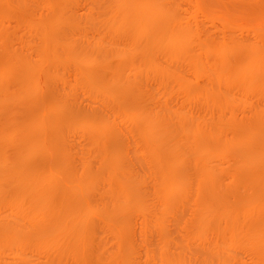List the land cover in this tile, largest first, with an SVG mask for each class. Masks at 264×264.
Instances as JSON below:
<instances>
[{
  "label": "rangeland",
  "instance_id": "obj_1",
  "mask_svg": "<svg viewBox=\"0 0 264 264\" xmlns=\"http://www.w3.org/2000/svg\"><path fill=\"white\" fill-rule=\"evenodd\" d=\"M158 3L191 30L195 38H187L185 57L193 61L168 60L159 38L151 39L156 50H148L147 38L129 26L132 16L114 14V0H0V72L9 55L0 86L10 94L7 100L0 94V116L10 127L34 124L37 113L51 140L9 145L8 181L0 190L14 192L17 176L40 194L49 190L47 218L53 221L62 219L57 191L76 181L93 230L45 250L32 247L31 233L25 242L19 234L11 248H0V264H264V243L248 240L254 221L264 224V92L228 77L249 58L264 60V0ZM133 7L144 10L146 1ZM121 18L127 32L110 28ZM74 52L95 60V68L77 72L67 58ZM104 59L111 69L124 68L121 105L108 97L111 72L100 64ZM259 70L264 75V65ZM218 73L226 77L216 80ZM24 81L34 88L25 92ZM204 92H216L214 101ZM147 124L156 125L160 143L148 146ZM196 127L198 142L184 140L183 130ZM203 142L210 150L208 178H200L196 165V146ZM29 152V159H20ZM174 165L180 174L166 177ZM165 180L178 183L166 200ZM114 181L127 187V201L108 191ZM34 215L30 208L1 209L0 227L31 232L44 224L27 223Z\"/></svg>",
  "mask_w": 264,
  "mask_h": 264
},
{
  "label": "bare ground",
  "instance_id": "obj_2",
  "mask_svg": "<svg viewBox=\"0 0 264 264\" xmlns=\"http://www.w3.org/2000/svg\"><path fill=\"white\" fill-rule=\"evenodd\" d=\"M146 1V8L144 10L135 11L133 4H136L138 0H114V14L118 15H130L132 16L130 27L133 28L134 33L136 31V34L140 37L143 36L147 38V47L149 46L148 50H156V43L152 41V38H159L161 39L167 46L168 50L164 53L166 54L168 60L176 61L181 58H185L187 60H192L188 56L185 57L187 51H189L188 48V42H191V38H195L194 35L192 36V33H189L191 30L188 29V31L184 30L187 24L179 23L175 16L171 13L170 9L163 8L159 3L158 0H145ZM122 19V18H121ZM180 21V20H179ZM182 22V21H181ZM184 26H182V25ZM128 22L126 20H118L116 22H113L110 25L111 29H120L121 32H127L128 28ZM184 27V28H183ZM42 28L45 30V27L42 25ZM193 32V31H192ZM196 34V33H195ZM191 36L190 39H187ZM197 37V36H196ZM188 41V42H187ZM196 41V40H195ZM193 42V41H192ZM195 44V42H194ZM192 45V44H191ZM187 50V51H186ZM189 53V52H188ZM187 53V54H188ZM9 57V55H8ZM8 57L5 58L3 70L0 72L2 77L8 76ZM121 58H126L124 56V53ZM69 61L71 60L72 63L75 66V69L77 72L83 73L88 69L95 68V60L87 57L85 55H81L80 53H72L68 54ZM194 58V57H193ZM223 58V57H220ZM226 61V60H225ZM10 62V61H9ZM215 60L212 64H214ZM228 62V61H227ZM130 63V62H128ZM218 64L224 65V60H219L217 62ZM246 63V62H245ZM244 63V64H245ZM105 67V69L109 70L111 72V80L106 87V91H108L111 99L113 100H119L117 104L121 105L120 101L121 98L119 96V93L122 89V79H123V69L120 68H113L109 66L108 62L104 59L100 63ZM215 67H217V65ZM264 65V60L260 61H252L250 58L248 59L247 63L241 67H237L229 72L228 77H233V79L236 80L239 84H248L250 88H253L255 90H259L260 92H264V75L259 74V69ZM102 66V67H103ZM130 68V67H128ZM220 68V67H218ZM221 69V68H220ZM220 76H217L216 74V80H220L221 78L224 79V74H219ZM215 76V75H214ZM163 77V76H162ZM226 77V76H225ZM207 78V77H206ZM215 78V77H214ZM86 79H90L89 77H86ZM170 79H172L174 82L179 83L176 84L177 86L181 83L175 76H170ZM222 79V80H223ZM29 80V79H28ZM90 81V80H89ZM225 89L228 90L230 87L229 83H224ZM89 85L91 86V89H97L99 90V85H96L94 82H89ZM22 86L24 88L25 92H29L34 88V85L32 82L24 81L22 83ZM238 86V85H237ZM243 88V87H242ZM216 92H204L206 95L205 97L210 100L211 102L214 101V97L216 96ZM0 94L1 97L4 99H8L10 96L7 89L0 86ZM9 94V95H8ZM113 94V95H112ZM1 100L3 101L4 99ZM0 100V101H1ZM121 111H125V108L121 106ZM3 119L0 116V183L4 181H8V147L9 145L19 144L22 147L28 146L27 143H30V138H36L41 137L42 142L45 141L47 138L48 141L51 144L50 138H48L47 132L44 127V119L41 115L35 113L34 114V124L31 123V121L28 123H16L17 126L12 124L10 127L8 126V121ZM11 124V123H10ZM149 135L151 136L150 139H148V146H152L154 144H157L160 141L156 140V133L158 132V128L155 124H147ZM9 127V128H8ZM233 129H237V126L233 124ZM200 128H191V129H184L182 133V137L184 140L191 141V142H198L197 136L199 134ZM252 141H250V138L248 140H244L242 142V147L244 149L249 148L252 144ZM147 144V143H146ZM172 145H168L169 151L172 150L175 145L171 142ZM197 149V160L196 165L200 167V178H208L209 177V171H208V165H206L207 161L206 158L210 156V150L206 142L197 143L196 146ZM31 151V150H30ZM30 156V152L25 156L24 154H21L20 159L27 160ZM173 165V164H172ZM171 165V166H172ZM48 166V165H47ZM170 166V167H171ZM49 169V168H48ZM50 171V170H47ZM51 173V171H50ZM49 173V174H50ZM83 174L86 173V170L84 169ZM178 174H180L179 168L177 165H174L173 168H170L166 174V177L168 178H174ZM178 177V176H177ZM180 177V176H179ZM51 180L53 179L50 177ZM16 179V180H15ZM13 179L15 180V190L14 192L8 193V191L0 190V210L5 209L8 211V209L13 208L14 210H22L23 208H30L33 211H35V214L33 218H30L31 221L29 222H35L36 220L40 219L43 220L44 224L40 225L35 230H24L19 231L15 230L10 226L3 225L0 227V248H11V240L16 238L17 235L20 234L21 240L20 242H25L26 237L25 234L31 233L33 237L31 238L32 243L34 244L32 247H36L39 250H45L46 245L50 244L52 242H56L54 247H56L62 240L69 237H77L79 236L80 232L85 231L87 233V236L90 237L93 235V230L90 227L89 228V215L84 212L85 208L87 207V201L85 197V193L83 191V188L80 183L76 181H72L70 185L64 190V188L59 189L57 191L58 198L60 201H62V219H55V220H49L47 217L48 210L47 208L52 201V195L49 190H44L42 194H40L38 191L34 190V184L32 186H22V179L18 176ZM20 179V180H19ZM19 180V181H18ZM18 182V183H17ZM173 184V185H172ZM167 183L165 180V183L162 184V191H165L164 197L165 200L168 199L171 194L173 193V190L177 188L178 183ZM108 191L110 193L116 194L117 200L127 201L129 199V192L127 187L123 184L121 181H114L109 183L108 185ZM52 192V190H51ZM255 208H253L254 211ZM53 211V208H52ZM255 212V211H254ZM117 215H121L123 211L116 212ZM116 213L110 214L112 217L116 215ZM249 214H252L251 212H248ZM18 213H16L17 215ZM253 218V217H252ZM0 219H2L0 217ZM259 223H254L249 227L248 230V240L253 245L258 243H264V224L262 226H257ZM254 225V226H253ZM253 226V227H252ZM56 227V228H55ZM85 237L86 240H88ZM84 240V241H86ZM235 244L234 239L232 238L230 241V245ZM53 247V248H54ZM76 253V250H75ZM115 260L120 258V254H117ZM110 264H119L118 261L112 262Z\"/></svg>",
  "mask_w": 264,
  "mask_h": 264
}]
</instances>
